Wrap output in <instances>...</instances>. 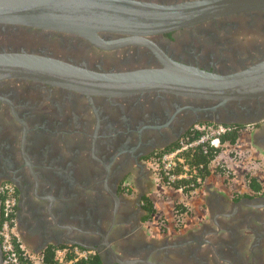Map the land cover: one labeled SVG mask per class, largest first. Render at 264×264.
I'll return each instance as SVG.
<instances>
[{
	"label": "flooded vegetation",
	"instance_id": "flooded-vegetation-1",
	"mask_svg": "<svg viewBox=\"0 0 264 264\" xmlns=\"http://www.w3.org/2000/svg\"><path fill=\"white\" fill-rule=\"evenodd\" d=\"M100 38L103 45L62 32L0 24V53L49 56L97 71L159 65L144 44L115 48L123 36ZM146 39L176 61L219 73L237 71L264 58V11ZM192 105L162 93L89 99L30 80L0 81V197L5 186L13 187L16 239L37 250L78 245L105 264H118L108 245L127 264H264V230L248 225L244 232L242 224L250 220L244 216L241 221L230 216L232 224L224 225L212 217L215 231L175 243H151L143 235L148 214L143 198H151L153 188L148 166L194 124L211 122L193 112ZM134 187L138 191L132 194ZM224 230L229 235L214 242ZM206 248L214 260L198 258ZM0 249L4 264L1 237Z\"/></svg>",
	"mask_w": 264,
	"mask_h": 264
},
{
	"label": "water",
	"instance_id": "water-1",
	"mask_svg": "<svg viewBox=\"0 0 264 264\" xmlns=\"http://www.w3.org/2000/svg\"><path fill=\"white\" fill-rule=\"evenodd\" d=\"M259 11H264V0H0V24L62 32L96 45H103L101 34L121 35L124 38L112 43L115 48L144 44L159 64L125 71H97L49 56L0 53V81L30 80L89 99L169 94L189 99L193 102L190 109L211 123L248 125L264 115V58L240 70L219 73L176 61L146 38ZM26 132L24 124L23 141ZM108 248L118 264L130 262L117 259L113 249L109 245Z\"/></svg>",
	"mask_w": 264,
	"mask_h": 264
},
{
	"label": "crops",
	"instance_id": "crops-1",
	"mask_svg": "<svg viewBox=\"0 0 264 264\" xmlns=\"http://www.w3.org/2000/svg\"><path fill=\"white\" fill-rule=\"evenodd\" d=\"M250 122L252 123L244 125L241 130L237 144H224L223 150L213 161V169L220 165L228 170L233 185L229 186L226 183V176L215 170L205 180L204 185L209 203H211L210 205L218 217L225 219L229 216L235 218L249 217L251 227L258 231L261 228L264 230V115H261L258 120ZM249 175L260 182L263 187L262 194L258 193L254 197L241 198L239 196L241 194H254L247 182ZM240 201L245 202V204H239ZM26 249L35 255L44 250H37L31 246H27ZM205 255L207 254L199 252L198 258L205 259Z\"/></svg>",
	"mask_w": 264,
	"mask_h": 264
},
{
	"label": "built area",
	"instance_id": "built-area-1",
	"mask_svg": "<svg viewBox=\"0 0 264 264\" xmlns=\"http://www.w3.org/2000/svg\"><path fill=\"white\" fill-rule=\"evenodd\" d=\"M192 133L200 132L198 138H182L178 147L170 152L165 153L160 157L158 165L162 176L166 179V184L174 187L176 181H187V184L178 188L179 191L185 192V188L192 189L191 192L200 188L205 180L200 175L199 169L203 165L191 166L185 163L183 154L197 146H201L206 152L208 147L217 148L221 145V137L233 131V127L227 124H215L211 122L196 123L190 129ZM1 193L6 194V198L1 202V210L4 219L0 225L1 247L4 253V264H27L25 260H30L34 264L42 262V253L33 254L29 252L15 237L13 232L16 195L12 186H5ZM186 193V192H185ZM14 239L20 244V250L15 246ZM92 254H95L90 249L82 248L78 245H64L55 250L54 260L57 264H73L78 260H86Z\"/></svg>",
	"mask_w": 264,
	"mask_h": 264
},
{
	"label": "rangeland",
	"instance_id": "rangeland-1",
	"mask_svg": "<svg viewBox=\"0 0 264 264\" xmlns=\"http://www.w3.org/2000/svg\"><path fill=\"white\" fill-rule=\"evenodd\" d=\"M157 164L153 163V166H148L151 171V183L153 186L150 191V197L155 207L157 208V214H154L152 219L144 223L143 235L145 236V238L147 236L149 239H151L149 242L162 244V242L164 241H169L170 243H175L174 241H180L179 239H183L182 241H184L187 239L189 240L194 236L200 237L203 232H207L208 230L215 231L216 228L213 227L215 223H212V217L222 225L230 223L232 224L233 221L231 217L225 219L216 215V212L210 205L211 203H209V197L204 185L205 182L194 192H181L178 189H175L174 187L167 184L164 185L161 182V177L159 176L160 167L158 168L159 165ZM224 176H226V183L230 186L232 184L230 180L231 175L227 172L226 174H224ZM237 184L239 183L237 182ZM137 191L138 187H134L131 189L132 194L137 193ZM176 203L184 205L188 209V212L175 214L174 211ZM245 218L250 219L249 217ZM239 219L241 221L242 218L240 217ZM250 220L249 222H245L242 224L244 232L248 231L247 226H250ZM236 227L237 226H235L234 228ZM161 228H164L165 231L162 232ZM225 235L227 236L229 234H226L225 230L224 232L220 231L217 236H214V242L219 239L218 236L225 237ZM261 236H263L261 238L263 241L264 233L261 234ZM210 239L212 238H209V240ZM245 239L248 240V238ZM146 241H148L147 238ZM219 248L220 246H218V249ZM206 249L208 251H203V253L207 254L204 256L205 259H209L210 261L214 260L212 259L213 252L211 251V249ZM245 252L247 254V248L245 249ZM260 253L262 254V258L264 261L263 242L260 248Z\"/></svg>",
	"mask_w": 264,
	"mask_h": 264
},
{
	"label": "trees",
	"instance_id": "trees-1",
	"mask_svg": "<svg viewBox=\"0 0 264 264\" xmlns=\"http://www.w3.org/2000/svg\"><path fill=\"white\" fill-rule=\"evenodd\" d=\"M231 126L233 127V131L230 133H226L221 137V145L219 147L217 148L208 147L207 151L205 152L201 146H197L195 148H192L186 151L183 154L185 163H189L191 166L203 165V168L199 169L200 175L202 176L203 180H206L207 178H209V176L213 174L214 170L223 175L227 173L228 170L227 169L225 170L224 166L219 165V166H216L214 169L212 167L214 164L213 161L216 159L218 154L223 150V145L224 144L236 145L239 139L240 132L244 128V125H241V124H231ZM200 135H201L200 132L192 133L191 130H189L186 134H184L183 137H181V139L189 137L191 138L190 140H193L195 138L200 137ZM181 139L177 140L174 144L168 146L167 148L158 151V153L156 154L157 155L156 164L158 163L162 155L178 147ZM159 176L161 177L160 178L161 182L165 185L166 179L162 176L161 172H159ZM247 182H248L249 188L252 191H254V194L253 195L242 194L240 195L241 198L242 197H246V198L254 197V196H257L258 193L262 194L263 187L261 186L260 182L255 177H252L250 175L247 176ZM185 184H187V181L182 180V181H176L173 185L175 189H178L182 185H185ZM184 191L186 193H190L192 189L185 188ZM5 198H6V194L1 193L0 201L3 202ZM143 201L145 202V210L148 213L144 220L148 221L153 218L154 214H157V208L155 207L151 198L144 197ZM187 210L188 209L184 205L180 203L175 204V211H174L175 214H179V213L182 214V213L188 212ZM11 217L14 218V215L12 214ZM3 219H4V216H3V212L0 207V225ZM161 229H162V232L165 231L164 228H161ZM14 242H15V246L17 247V249L20 250V244L17 242L16 239H14ZM63 246L64 245H60V246L51 245L47 247L46 249H44L42 252L43 254L42 262L40 264H57L56 261L54 260L55 250L58 247H63ZM25 262L27 264H34L30 260H25ZM73 264H105V263H103L100 256L97 253H95V254H92L88 259L78 260L74 262Z\"/></svg>",
	"mask_w": 264,
	"mask_h": 264
}]
</instances>
